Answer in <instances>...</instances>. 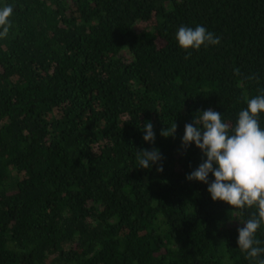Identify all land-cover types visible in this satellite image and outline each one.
<instances>
[{
  "label": "trees",
  "instance_id": "16d2710c",
  "mask_svg": "<svg viewBox=\"0 0 264 264\" xmlns=\"http://www.w3.org/2000/svg\"><path fill=\"white\" fill-rule=\"evenodd\" d=\"M6 5L0 264H258L238 245L257 210L233 211L187 180L206 158L195 144L183 152L182 137L198 111L234 127L247 99L264 94V0ZM197 25L220 43L189 55L176 33ZM148 121L154 144L143 139ZM175 122L174 137L160 135ZM153 147L162 173L137 163L138 149ZM255 239L264 248V225Z\"/></svg>",
  "mask_w": 264,
  "mask_h": 264
},
{
  "label": "clouds",
  "instance_id": "9594fccd",
  "mask_svg": "<svg viewBox=\"0 0 264 264\" xmlns=\"http://www.w3.org/2000/svg\"><path fill=\"white\" fill-rule=\"evenodd\" d=\"M13 13L11 6L0 8V36H6L9 30L10 17ZM176 40L181 49L188 51L200 50L202 46L220 43L214 33L209 32L203 25L195 28L181 26L176 33ZM237 76L240 70L234 69ZM249 79H255L250 76ZM247 107L238 113L234 127L222 119V114L208 109L198 111L193 122L185 125L182 137V151L195 144L206 158L187 175L189 181H199L208 185V192L214 202H224L233 211L255 208L243 227L238 229L239 249L247 254L246 258L258 260L264 264V259H258L264 248L255 239L257 231L264 225V129L260 126V116L264 114V94L247 99ZM177 123L162 129L160 135L174 137ZM145 142L155 143L154 126L148 121L142 128ZM164 157L159 149L145 148L137 151V163L140 168L150 169L158 165L157 171L163 172ZM210 174L214 181L209 182Z\"/></svg>",
  "mask_w": 264,
  "mask_h": 264
},
{
  "label": "rangeland",
  "instance_id": "374dc122",
  "mask_svg": "<svg viewBox=\"0 0 264 264\" xmlns=\"http://www.w3.org/2000/svg\"><path fill=\"white\" fill-rule=\"evenodd\" d=\"M142 25H143V24H138L137 27H138V28H139V27H142Z\"/></svg>",
  "mask_w": 264,
  "mask_h": 264
}]
</instances>
